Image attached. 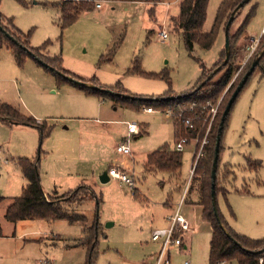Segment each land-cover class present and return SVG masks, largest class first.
Here are the masks:
<instances>
[{"label":"rangeland","instance_id":"obj_1","mask_svg":"<svg viewBox=\"0 0 264 264\" xmlns=\"http://www.w3.org/2000/svg\"><path fill=\"white\" fill-rule=\"evenodd\" d=\"M60 1L0 2L3 19L11 18L29 34L32 48L59 58L61 75H74L84 82L60 80L31 56L18 64L7 43L0 44V264H83L86 259V247L71 245L73 239L84 236L81 222L27 219L9 224L4 219L5 206L26 183L17 166L24 157L38 161L42 190L52 198L71 201L77 187H85L87 199L81 205L69 204L84 215L87 226H99L94 264H153L159 243L150 239L151 231L168 225L167 216L181 200V214L194 231L183 237L186 249L170 246V264L185 260L209 264L210 224L200 205L189 202L195 198V191L189 190L193 155L202 156L198 154L209 129L201 140L189 137L181 114L186 106L191 109L183 96L198 85L202 66L211 72L208 78L218 71L220 66L213 63L219 55L225 56L224 30L220 29L210 49L194 46L190 54L172 25L179 0H103L101 8L93 4L68 25H63L59 7L54 5ZM221 1L208 0L204 31L211 28ZM254 5V13L233 43L230 84L234 86L259 54L257 49L247 57L246 47L264 26V0L245 3L229 28L230 34L236 32ZM163 26L168 37L162 41L158 34ZM78 84L96 87L98 96ZM232 91L222 93H226L225 101L215 104L211 122L224 110ZM165 93L170 99L165 111L152 106L154 111L146 112L119 102L122 97L136 101V97L157 98ZM174 114L179 118L177 138ZM30 116L50 131L41 137L37 128L24 123ZM131 122L141 134L130 141L132 158L114 149L127 136ZM181 139L186 141L177 176L144 167L147 154L164 146L173 150ZM112 166L131 172L135 188L108 173V180L102 182L101 174ZM216 177L225 195L217 192L215 201L229 226L247 237L264 239V75L258 69L232 103ZM8 226L13 231L10 236Z\"/></svg>","mask_w":264,"mask_h":264},{"label":"trees","instance_id":"obj_2","mask_svg":"<svg viewBox=\"0 0 264 264\" xmlns=\"http://www.w3.org/2000/svg\"><path fill=\"white\" fill-rule=\"evenodd\" d=\"M16 1H19L22 4L24 3V0ZM96 1L97 0H62L58 4L55 2L54 5L59 7L58 9L61 14L63 25H68L73 22L81 12L91 10L93 8V4L95 6ZM122 1L156 2L159 0ZM241 1L242 0H222L217 8L211 28L208 31H204L203 26L206 19L208 0H179V11L177 15L172 18V25L174 29L181 33L185 49L190 54L194 46H198L203 50L210 49L216 40L218 32L220 29L224 30L226 21L230 17L232 11ZM254 11L255 5L251 8L250 13L244 19V23L240 25L236 32L233 34L229 33L230 56L228 61L225 64H222L225 56L219 55V58L213 63V67H220L218 71L213 73L209 78L208 76L211 72L206 73L204 69L205 67L202 66V73L198 79V85L195 86L191 93L184 94L183 96V101L191 106V109L189 106H186L181 114V119L185 118L186 116V118H189L192 124V128L187 126L184 129L186 134L189 137L201 140L208 129V126L210 125L206 138L207 141L203 145L202 156L196 162L195 168L191 175V185L189 186L190 193L195 191L198 194V200L196 203L200 205L202 216L210 224L209 264H215L216 262L223 259L236 262L237 264H264V239H253L233 231V229L221 215L215 201L218 220L214 214L211 196V167L214 156L216 135L218 133V127L223 110L222 112L219 110L216 119L210 123V109L215 106L219 99L221 100V103L223 100L225 101L226 93L222 94L225 90L226 92L230 91V89L234 91L235 87L237 86H234V82L230 84V81L234 75L233 43L234 39H238V37L241 35L244 26L247 24L249 17L252 16ZM3 17L4 16L0 12L1 27L10 36H12L17 41V43L9 39L0 30V44L7 43L8 47L12 49L13 55L18 64L22 63L25 56H31L37 62H39V60L44 62L46 64V69L54 72L58 79L67 82L70 81L67 76L61 75L59 73V71H62L59 58H51L50 56L43 54V51L38 50L39 48H32L29 45V34H24L20 29H18L12 23L11 18H8L5 21ZM257 49H259V52L262 53L254 71L258 69L261 75H264V34L261 36L254 52ZM39 63L41 64V62ZM50 66H53L57 70L50 69ZM133 71L138 72L135 67H133ZM73 76H71V78ZM72 79L78 81L76 76ZM77 86L84 87V90L88 93H94L98 96L96 93L97 91H95L96 89L94 88H89L79 84ZM167 93L157 98L136 97V101L131 99L127 100V98L122 97L120 98L119 102L124 104V107H135L139 109L140 107L152 108L153 106L155 109H162V111H165L166 107L170 105V99ZM110 99L112 100L114 98ZM228 114L224 120L223 128L220 134L221 138L223 130L226 126ZM183 115L185 116L183 117ZM18 116L24 117L21 114ZM173 117V123L175 127L173 133L174 137L177 138L179 135L177 120L179 118H175L176 114H174ZM29 118L30 120H27L24 123L27 126L37 128L41 137L46 132L48 133L50 131L49 129L45 130L43 125L39 124L33 117L30 116ZM180 130L182 131V129ZM137 135L140 136L141 134L138 133ZM220 148L221 140L219 150ZM194 159L195 153L193 155V162ZM146 165H149V170H165L177 176L180 173L182 166V151L177 149L168 150L164 146L159 150H155L147 154L144 167ZM17 166L25 178L26 183L22 187L21 194L19 196L12 197L9 203L5 206L3 214L4 219L12 223L27 219H44L51 222L64 219L70 224L81 222L84 226V236L78 239H73L71 245H81L86 247L87 254L83 264H94L97 254V236L99 226L97 223H94L92 226H87L85 224L84 215L75 211L74 208L71 207V204H69L76 201L77 205H81L87 199L85 193H83L85 187L82 185L77 187L75 191L77 192L76 196L71 201L65 199H55L48 194L46 195L42 190L37 160L26 157L19 158L17 160ZM194 186L196 189H193ZM217 192L221 191L219 190L216 182L215 197ZM222 194L225 195L224 193ZM0 199H2L1 196ZM94 199H96L95 201L98 204L99 199L96 196Z\"/></svg>","mask_w":264,"mask_h":264},{"label":"built area","instance_id":"obj_3","mask_svg":"<svg viewBox=\"0 0 264 264\" xmlns=\"http://www.w3.org/2000/svg\"><path fill=\"white\" fill-rule=\"evenodd\" d=\"M102 1L103 0H97L95 3V7L101 8L102 3H103ZM263 34H264V26L262 27L258 36H254L250 38V44L246 47L247 53H248L247 57L253 54ZM158 36H159V39H161L162 41L167 39L168 32L164 28V26L160 28ZM145 111L152 112L154 111V109H152L151 107H148V108H145ZM215 112H216L215 107H212L210 109V115L212 116V113H215ZM182 120H184V122L186 123L185 125L186 127L189 126L190 128H192V124L189 118H183ZM209 126H208V129H209ZM127 128H128L127 136H125L120 142H118L115 145L114 149L117 153L131 157L132 150L130 146V141L132 139V136L136 135L139 132L140 128L134 122L128 123ZM185 139H181L180 141H177L175 149L181 150L186 141ZM202 153L203 151L201 152V149H200L198 156L202 155ZM199 158L200 156L196 158V154H195V159H194V162L192 163L191 170H190L191 175L195 168L196 162ZM107 173L110 178H114L120 182L125 183L131 189L135 188V181H134V178L132 177L131 172L129 173L125 169L112 166L109 168ZM181 206H182V200L178 203L176 209L167 216L168 225L166 227L154 229L151 231L150 239L152 241L159 243V250L156 254L155 262L153 264H170V256H169L170 246L184 245L183 237L188 234H191L194 231V227L192 226L190 221L181 214V211H180ZM181 264H190V262L189 260H185ZM215 264H237V263L223 259V260L216 262Z\"/></svg>","mask_w":264,"mask_h":264},{"label":"water","instance_id":"obj_4","mask_svg":"<svg viewBox=\"0 0 264 264\" xmlns=\"http://www.w3.org/2000/svg\"><path fill=\"white\" fill-rule=\"evenodd\" d=\"M250 0H242L236 7L235 9L232 11L230 17L228 18V20L226 21L225 27H224V51H225V57L224 60L222 62V64H225L228 61V58L230 56V42H229V28L231 26L232 21L234 20L238 10ZM0 30L9 38L11 39L13 42L17 43V41L10 36L0 25ZM262 52H259V54H257V56L254 58V60L252 61L250 67L248 68V70L245 72V74L242 76L241 80L238 82L237 86L235 87L234 91L232 92V94L230 95L228 101L226 102V105L224 107V110L222 112V116H221V120H220V124L218 127V133L216 135V140H215V146H214V156H213V160H212V167H211V196H212V201H213V210H214V214L218 219V213L216 210V206H215V183H216V172H217V165H218V153H219V145H220V134L223 128V124H224V120L227 116V114L229 113L232 103L234 102L236 96L238 95L240 89L243 87L244 83L246 82V80L248 79V77L252 74V72L254 71L256 65L259 62V57L261 55ZM39 62H41V64H43L44 66H46V64L42 61L39 60ZM50 69H52L50 67ZM69 80H74L70 77H67ZM77 81V80H76ZM79 83H84V82H80L77 81ZM94 87V86H93ZM96 88V87H94ZM109 91V90H108ZM101 181L102 182H106L108 180V175L107 172H104L101 176ZM219 220V219H218Z\"/></svg>","mask_w":264,"mask_h":264},{"label":"crops","instance_id":"obj_5","mask_svg":"<svg viewBox=\"0 0 264 264\" xmlns=\"http://www.w3.org/2000/svg\"><path fill=\"white\" fill-rule=\"evenodd\" d=\"M262 29V28H261ZM261 31V30H260ZM147 112V111H146ZM128 129V128H127ZM139 133V132H138ZM137 133V134H138ZM136 134V135H137ZM103 174V173H102ZM102 174H101V176H102ZM45 193V192H44ZM194 195H195V198H193L192 200H190L189 202L190 203H196L197 202V198H198V194L196 193V192H194ZM8 222V221H7ZM9 223V222H8ZM10 224V223H9ZM7 231H8V233H9V236H10V234L12 233L13 234V231H12V228L10 227V226H8V229H7ZM0 234H3L2 233V231H0ZM182 246H184V248H185V245H182ZM186 249V248H185Z\"/></svg>","mask_w":264,"mask_h":264}]
</instances>
